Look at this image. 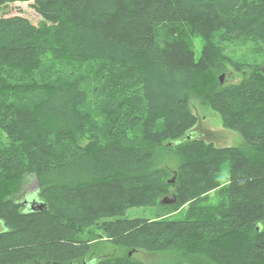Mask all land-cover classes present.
Wrapping results in <instances>:
<instances>
[{
    "label": "trees",
    "instance_id": "obj_1",
    "mask_svg": "<svg viewBox=\"0 0 264 264\" xmlns=\"http://www.w3.org/2000/svg\"><path fill=\"white\" fill-rule=\"evenodd\" d=\"M262 1L0 0V10L31 3L45 19L40 27L21 16L0 15V126L15 133L0 147V264H144L130 258L87 260L91 246L77 237L93 226L132 254L172 252L168 264H264V64L235 62L226 54L228 43L264 44ZM201 33L210 42L203 62L194 48ZM46 43L56 45L64 61L107 64L101 71L110 96L141 92L147 116L142 120L153 123L155 135L126 101L102 140L88 138L91 117L79 82L54 86L31 80L42 67ZM255 51L264 54L262 47ZM227 64L249 81L221 86L217 75ZM39 92L45 95L27 114L28 132L22 134L7 95ZM190 93L218 112L252 155L215 150L186 134L197 120L188 110ZM138 128L141 138L128 141ZM30 134L47 141V150L34 159L20 142ZM163 143L181 160L174 183L155 165ZM226 164L229 184L218 192V206L207 209V195L222 185ZM29 170L45 211L4 199L23 191ZM82 194L87 204L77 200ZM167 197L176 203L161 204ZM187 204L184 219L125 217L131 208L176 211Z\"/></svg>",
    "mask_w": 264,
    "mask_h": 264
},
{
    "label": "rangeland",
    "instance_id": "obj_2",
    "mask_svg": "<svg viewBox=\"0 0 264 264\" xmlns=\"http://www.w3.org/2000/svg\"><path fill=\"white\" fill-rule=\"evenodd\" d=\"M264 3V0L262 1ZM0 15L2 17H14L21 16L28 19L32 24L40 26L45 21L37 11L31 6V3L28 2H19L10 4L7 7H4L0 10ZM48 25V24H47ZM208 36L205 34H197L194 38V48L196 52L197 60L200 62L205 61V56L208 53V45L210 42L207 41ZM227 51L226 54L235 62H240L243 64H249L253 61L264 64V54L263 51L256 52L255 48L262 47L264 44L262 42L249 41L248 43H228L226 44ZM42 52V67L40 71L35 73L32 77V81L37 82L39 85H54L62 86L70 84L74 81H78L82 88L87 93V101L85 105V110L91 117V124L87 128V136H96L99 139H103L105 132L109 130L114 125L116 119L115 115L117 110L121 105L130 101V105L135 107L138 111L139 118L141 119V125L149 129L148 131L155 135V131L152 130L153 123L147 122L146 114L144 115V96L141 92H132L127 93L123 96L113 97L107 94L106 92V81H105V70L100 65L99 62H85L82 64H76L72 62L64 61L61 58V52L56 45L51 46L50 43H46L44 48L40 50ZM110 68V67H108ZM248 70H246V74ZM224 77L223 87L231 85H239L244 81H249V75L245 73L238 72L233 68V66L227 64L226 70L221 74L217 75V79L220 81V78ZM192 93V92H191ZM190 93V94H191ZM14 94L8 93L7 101L12 103L14 109L18 112L19 115V132L22 134L27 133V127L24 125V121L27 117V114L30 112L32 107L44 97V92H39L31 96L26 97H16ZM189 112L197 118L195 124L187 130L186 134H190L197 141L203 142V144L208 147L212 146L215 150L222 149H238L242 151V154L252 155V150L246 145L243 138L235 131L229 130L224 126L221 115L214 111L206 101L197 98L195 95L189 96V101L187 103ZM145 129V130H146ZM147 132V130H146ZM186 134L183 138L186 137ZM13 133L12 129L7 131L5 126H0V147L1 145H8L12 141ZM31 135H26L23 138H20L21 144L26 145L28 153L31 158L34 156H39L46 149L47 141L45 139H31ZM88 138L82 139L81 143L86 144ZM141 138L140 128L137 132L133 131L128 134V141L137 140ZM135 142V141H131ZM22 144V146H23ZM167 144L163 143V146L156 149V168H163L168 171L170 177L167 180L172 181L175 176L174 172L178 170L181 160L174 154H171L169 149L166 148ZM173 147V146H171ZM33 150V151H32ZM37 153H34L36 152ZM222 170L219 178L222 181V185L211 191L207 195L208 200L204 203V206L209 209L210 207H216L220 203L218 198V192L224 189L230 180L231 170L228 164ZM33 170H29L26 178L23 179V191L19 194H11L4 199L17 200L30 202L33 194H36L38 190V181L36 177L32 175ZM83 194L78 197L77 200H82ZM174 193L171 192L170 197H173ZM206 197V195H205ZM68 199L70 198L67 197ZM88 198L85 197L83 202H88ZM96 201V200H95ZM98 203V202H97ZM96 203V204H97ZM87 204V203H86ZM94 207V206H93ZM102 207L100 204L98 208ZM103 208V207H102ZM189 205H184L183 207L175 211L174 208L165 209V208H131L126 211L125 217L129 219L136 218H148L150 220H162V219H171L178 220L184 219L187 213ZM11 209H8L9 211ZM45 211V210H44ZM16 214V213H15ZM4 229L3 223L0 221V231ZM77 240L82 242H87L91 246L90 254L87 255V260L93 257H106L114 259H126L130 258L132 260H139L144 264H168L174 259V254L172 252H159V253H147V252H135L132 255L123 248H120L114 245L107 238H104L101 235V232L97 230V226H93L86 231H81L77 237Z\"/></svg>",
    "mask_w": 264,
    "mask_h": 264
},
{
    "label": "water",
    "instance_id": "obj_3",
    "mask_svg": "<svg viewBox=\"0 0 264 264\" xmlns=\"http://www.w3.org/2000/svg\"><path fill=\"white\" fill-rule=\"evenodd\" d=\"M220 83H221V85H224V77L220 78ZM170 183H174V180L170 181ZM38 198H39L38 195L35 194L29 203L26 202L28 205L29 211H31V212H42L44 210H47L46 204L41 202ZM175 203H176L175 198L167 201V204H175ZM130 255H132V252H130Z\"/></svg>",
    "mask_w": 264,
    "mask_h": 264
},
{
    "label": "bare ground",
    "instance_id": "obj_4",
    "mask_svg": "<svg viewBox=\"0 0 264 264\" xmlns=\"http://www.w3.org/2000/svg\"><path fill=\"white\" fill-rule=\"evenodd\" d=\"M35 194H33L32 195V197H31V199L33 198V196H34ZM39 199V198H38ZM172 199H174V198H166V199H164V200H162L160 203L161 204H166V205H174V204H167V201H169V200H172ZM176 199V198H175ZM40 200V199H39ZM41 201V200H40ZM177 201V200H176ZM27 201H25V199L23 200V204H25L26 205V207H27V210H28V205H27V203H26ZM42 202V201H41ZM29 203V202H28ZM44 203V202H43Z\"/></svg>",
    "mask_w": 264,
    "mask_h": 264
}]
</instances>
